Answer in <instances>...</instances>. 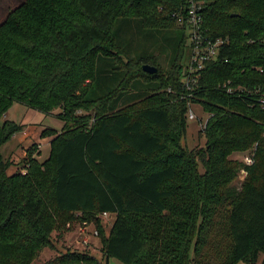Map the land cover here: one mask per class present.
Returning a JSON list of instances; mask_svg holds the SVG:
<instances>
[{
  "label": "trees",
  "instance_id": "16d2710c",
  "mask_svg": "<svg viewBox=\"0 0 264 264\" xmlns=\"http://www.w3.org/2000/svg\"><path fill=\"white\" fill-rule=\"evenodd\" d=\"M192 2L203 36L228 44L186 89L181 51ZM125 28L175 35L167 68L147 54L133 59L119 42ZM263 41L264 0H24L11 10L0 23V149L24 128L1 123L15 103L59 110L63 127L42 133L51 137L49 156L28 154L26 175H8L0 153V264H32L53 234L82 222L99 227L104 213L115 216L108 234L98 228L106 261L257 264L264 112L254 98L264 93V72L255 70L264 71ZM227 82L247 91L230 95L219 87ZM196 105L209 116L205 143L187 150L181 142ZM252 150L250 167L230 159ZM242 169L239 191L231 182ZM46 264L100 263L67 252Z\"/></svg>",
  "mask_w": 264,
  "mask_h": 264
},
{
  "label": "rangeland",
  "instance_id": "374dc122",
  "mask_svg": "<svg viewBox=\"0 0 264 264\" xmlns=\"http://www.w3.org/2000/svg\"><path fill=\"white\" fill-rule=\"evenodd\" d=\"M24 0H0V23L4 21L8 13L19 6ZM130 31L128 28L122 30L119 42L123 49L135 59L143 54L157 60L160 68L165 70L167 63H169L176 54L177 41L175 35L163 34L159 38H146L147 32L141 29L133 28ZM188 37V30L185 31ZM178 36V35H177ZM191 57V49L189 48V41L181 51V60L183 65H188ZM191 110L195 116L194 120L187 119L186 135L181 142V145L187 150H196L204 146L205 140L201 136L203 125L207 119V115L202 112V109L196 105L192 106ZM59 110H55L51 115H44L40 112L29 109L21 104L15 103L11 106L1 123L4 121H12L18 125H25L22 131L16 134L9 142L3 145L0 153L5 161H9L11 166L7 171L8 175H15L20 173L26 175L28 172L27 157L33 156L39 162L45 161L50 152L51 137L43 138L42 133L46 130H55L60 132L63 127V122L58 119L57 114ZM78 116V115H77ZM30 135L27 140H23L25 135ZM244 154H233L230 159L232 161H242ZM199 172L203 169L199 166ZM244 178L238 172L231 182V185L236 187L239 191L242 188ZM115 220L114 215L107 217L101 216L99 218V227L89 222L78 223L77 225H67L66 230L57 232L52 235V244L49 249L43 250L39 257L32 264H46L55 257L67 252H86L96 258L100 264H122L115 259L106 261L101 253L99 230L104 234H108L111 225ZM99 228V230H98ZM263 256L261 255L257 264H262Z\"/></svg>",
  "mask_w": 264,
  "mask_h": 264
},
{
  "label": "built area",
  "instance_id": "2783aa9c",
  "mask_svg": "<svg viewBox=\"0 0 264 264\" xmlns=\"http://www.w3.org/2000/svg\"><path fill=\"white\" fill-rule=\"evenodd\" d=\"M197 10H198L197 5L192 2L189 8V11H188L189 17L187 20V23H188L187 30L189 32L188 41H189V46L192 47L191 57H190V61L187 67L188 76L181 80L182 83H184L186 89H190V83L194 82L195 77H197V75H194V74L202 70L206 62L215 61L222 47L228 44L227 40H223L221 38L211 41L203 36L202 19L198 15ZM255 70L260 73L264 72L262 69H259V68H256ZM228 85H230V82L224 83L222 84V86L219 85V87L225 89L226 92L230 95L237 93L239 97H242L243 93L247 91L245 87L243 86H238L237 88L233 89V88L227 87ZM167 91L170 93L171 89H168ZM255 94L259 95V97L254 98L255 105L264 112V93L259 92V90H257ZM180 98L182 99L183 97H180ZM208 117L209 116L207 115V119ZM187 119L189 120L195 119V116L191 110V107L188 110ZM205 123L202 129H204ZM253 157H254L253 150L251 152H246L244 153V156L241 162L246 167H250L254 162ZM239 173L241 174L242 178H245L246 176L245 169L240 170ZM102 216L107 217L108 214L104 213Z\"/></svg>",
  "mask_w": 264,
  "mask_h": 264
},
{
  "label": "water",
  "instance_id": "95a60500",
  "mask_svg": "<svg viewBox=\"0 0 264 264\" xmlns=\"http://www.w3.org/2000/svg\"><path fill=\"white\" fill-rule=\"evenodd\" d=\"M142 70L143 72H145L146 74H155L157 72V69L155 67L149 66V65H143L142 66Z\"/></svg>",
  "mask_w": 264,
  "mask_h": 264
},
{
  "label": "crops",
  "instance_id": "0c3cea01",
  "mask_svg": "<svg viewBox=\"0 0 264 264\" xmlns=\"http://www.w3.org/2000/svg\"><path fill=\"white\" fill-rule=\"evenodd\" d=\"M24 126H25V125H24ZM29 137H31V136L26 134V135L24 136L23 140H27Z\"/></svg>",
  "mask_w": 264,
  "mask_h": 264
}]
</instances>
